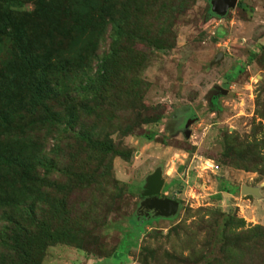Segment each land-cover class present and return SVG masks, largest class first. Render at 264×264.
I'll return each instance as SVG.
<instances>
[{"label":"rangeland","instance_id":"1","mask_svg":"<svg viewBox=\"0 0 264 264\" xmlns=\"http://www.w3.org/2000/svg\"><path fill=\"white\" fill-rule=\"evenodd\" d=\"M210 1L195 0L173 13L164 35L166 48L140 46L146 55L139 58V69L110 71V79L117 76L122 86L130 78L143 82L142 104L154 120L137 126L129 101L112 105L105 100L99 116L93 117L95 130L131 154L125 159L108 153L102 159L106 172L89 179L93 186L68 193V209L73 211L68 222L76 240L47 246L40 264H219L216 260H225L220 252L224 215L242 217L243 228L250 232L254 225L264 227V0H237L223 16L208 14ZM34 7L27 0L18 10ZM109 44L107 32L88 66H81L88 62V49L75 72L65 64L69 79L86 80ZM58 45V40L52 42V47ZM59 49H66L63 41ZM220 87L228 91L213 99ZM15 98L19 108L22 96ZM58 101L49 105L61 111L64 103ZM8 103L0 99V104ZM127 127L130 131L123 134ZM55 129L36 133L45 151L53 147ZM17 135L26 142L25 133L17 130ZM61 136L62 171L54 170L44 188L51 198L67 195L52 187V180H66L62 166L72 161V168L87 170L100 158L72 137ZM225 149H231L230 157L223 154ZM157 168L164 180L158 195L179 203L168 217L139 213L146 178ZM242 185L257 187L259 194L241 193ZM259 233L241 245L240 260L232 264H264V229Z\"/></svg>","mask_w":264,"mask_h":264},{"label":"trees","instance_id":"2","mask_svg":"<svg viewBox=\"0 0 264 264\" xmlns=\"http://www.w3.org/2000/svg\"><path fill=\"white\" fill-rule=\"evenodd\" d=\"M25 1L0 0V99L9 102L0 104V264H40L47 246L74 243L77 233L68 222L73 213L68 209V193L90 189L93 181L89 179H97L106 172L102 159L108 153L125 159L131 154L130 150H118L106 137L101 138L93 117L99 116L105 100L110 99L114 105L126 99L136 111L137 126L154 120L142 104L139 85L143 82L130 78L122 86L123 81L117 76L110 79V71L114 68L115 72H122L132 66L139 69L136 66L139 58L146 55L140 52V46L165 49L168 43L164 35L170 17L195 2L28 0L35 5L33 11L21 12L18 9ZM208 14L218 16L211 9ZM107 32L110 44L98 56L96 71L84 81L69 79L65 64L75 72L81 53L88 49V62L81 63L82 67L88 66ZM56 40L59 45L52 47ZM62 41L65 50L59 49ZM68 54L73 56L72 61L66 60ZM116 88L119 91L115 93ZM111 90V95L106 94ZM16 94L23 99L19 108ZM58 99L62 101L58 103H64L61 111L49 105ZM54 128L58 131L54 133L55 144L45 151L36 133L43 129L50 134ZM130 129L121 130L126 134ZM17 130L26 134L25 143L18 138ZM61 135L72 137L73 143L88 147L100 158L94 168L87 170L72 168V161L62 166L66 180L63 183L52 180V187L56 191L64 189L67 195L51 198L44 188L54 170L62 171L58 165L63 161L60 154L65 139ZM230 151L225 149L223 154L230 157ZM223 217L220 252L225 260L216 261L237 263L238 249L250 236L260 235L259 229L264 227L254 225L250 232L243 228L242 217L227 214Z\"/></svg>","mask_w":264,"mask_h":264},{"label":"water","instance_id":"3","mask_svg":"<svg viewBox=\"0 0 264 264\" xmlns=\"http://www.w3.org/2000/svg\"><path fill=\"white\" fill-rule=\"evenodd\" d=\"M237 0H211L210 1V9L217 15L223 16L228 9L236 6ZM218 59L221 57V53L216 56ZM221 94L226 93L228 90L225 88H219ZM212 93H215V89L212 90ZM192 120L190 118L185 126H188L189 122ZM189 130H187L186 134H189ZM193 154H189L190 158ZM164 180L162 178L161 169L157 168L152 173H150L146 178V184L144 186V191L142 193L145 196V200H143L140 204V207L144 206L148 210L152 211V215L160 216V217H168L175 214L178 210L179 203L176 199L169 196H159V192L162 189ZM241 193H251L254 195H258V188L253 186L242 185ZM149 201L148 204H146Z\"/></svg>","mask_w":264,"mask_h":264},{"label":"flooded vegetation","instance_id":"4","mask_svg":"<svg viewBox=\"0 0 264 264\" xmlns=\"http://www.w3.org/2000/svg\"><path fill=\"white\" fill-rule=\"evenodd\" d=\"M217 95L218 94H221V92L219 91V89L217 90V93H216ZM213 95L212 97H213V99H214V97H216L217 95ZM145 196H143L142 197V199L143 200H145ZM149 203V201L146 203V204H148ZM139 213L140 214H143V215H146V216H149V215H151L152 214V211L151 210H148L147 208H145L144 206H142V207H140V209H139Z\"/></svg>","mask_w":264,"mask_h":264},{"label":"built area","instance_id":"5","mask_svg":"<svg viewBox=\"0 0 264 264\" xmlns=\"http://www.w3.org/2000/svg\"><path fill=\"white\" fill-rule=\"evenodd\" d=\"M210 166H212V165H210ZM214 166H215L216 168L218 167V166H217V165H215V164H214Z\"/></svg>","mask_w":264,"mask_h":264}]
</instances>
